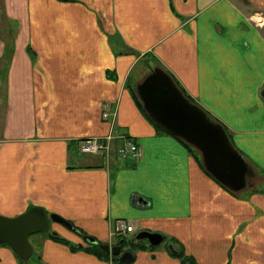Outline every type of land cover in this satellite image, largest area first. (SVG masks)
<instances>
[{
  "label": "crops",
  "instance_id": "crops-1",
  "mask_svg": "<svg viewBox=\"0 0 264 264\" xmlns=\"http://www.w3.org/2000/svg\"><path fill=\"white\" fill-rule=\"evenodd\" d=\"M156 66L264 173V0H0V214L43 206L73 223L51 224L76 246L118 243L123 218L130 241L164 237L132 242L147 247L127 246L123 261L38 232L30 260L190 264L184 251L198 264H264V187L229 190L197 148L158 131L135 88ZM108 136L107 155L81 152ZM121 136L141 154L123 158ZM26 262L0 243V264Z\"/></svg>",
  "mask_w": 264,
  "mask_h": 264
},
{
  "label": "water",
  "instance_id": "water-1",
  "mask_svg": "<svg viewBox=\"0 0 264 264\" xmlns=\"http://www.w3.org/2000/svg\"><path fill=\"white\" fill-rule=\"evenodd\" d=\"M145 111L154 123L168 133L180 137L197 148L206 169L229 190L247 189L256 171L244 154L235 146L224 124L215 120L202 106L192 101L164 68L156 66L135 85ZM264 98V88L261 91ZM52 221L68 228L73 223L56 213H48L43 206L35 205L13 217L0 214V243H7L25 261L35 253L30 236L38 232L60 234L52 229ZM90 244L98 243L91 235H84ZM147 239L158 245L164 237L157 232L140 231L132 239ZM101 248L120 259L129 261L133 254L122 251L121 244L101 243ZM173 249V246L170 245Z\"/></svg>",
  "mask_w": 264,
  "mask_h": 264
},
{
  "label": "built area",
  "instance_id": "built-area-1",
  "mask_svg": "<svg viewBox=\"0 0 264 264\" xmlns=\"http://www.w3.org/2000/svg\"><path fill=\"white\" fill-rule=\"evenodd\" d=\"M105 109H108L107 107ZM110 112L104 111V116L108 117ZM124 141L119 148V153L123 158L130 156L137 157L141 154V149L135 140L127 136H121ZM111 136L108 137H88L81 141L80 150L82 153L89 154H104L107 155L110 151ZM114 233L125 236L135 230L134 224L129 219H118L113 227Z\"/></svg>",
  "mask_w": 264,
  "mask_h": 264
},
{
  "label": "trees",
  "instance_id": "trees-1",
  "mask_svg": "<svg viewBox=\"0 0 264 264\" xmlns=\"http://www.w3.org/2000/svg\"><path fill=\"white\" fill-rule=\"evenodd\" d=\"M160 67H161V66H160ZM174 79H175V78H174ZM175 80H176L177 84H178V85L182 88V90L185 92V94H186V95H187L192 101H194V100L190 97V95L187 94V92L185 91V89L180 85V83L177 81V79H175ZM194 102H195V101H194ZM140 106L143 107V106H142V103H140ZM156 127H157L158 131H160V132H162V133H168L167 131H165L164 129L158 127L157 125H156ZM181 140H182V139H181ZM182 142H184L189 148H191V146H190L187 142H185L184 140H182ZM48 233H50V232H48ZM49 236L52 237V238L55 239V240H59V241H62V242H64V243L70 245L71 248L74 249V250H75V249H84V250H86V251H89V252H91V253L97 255V256L100 257V258L108 259L109 257H113V258H116V260H119V259H120V255H113V254H111L110 252H107L106 250H104L103 248H101V247H100L99 245H97V244H89L87 247H84V246H82V245H78V246H76V245L71 244L69 240H67L66 238H63L62 236H54V235H52L51 233L49 234ZM121 240H122V243L124 244V247H125V246H126V247L128 246L127 248H129V250H130V249L133 250V249H135V248H140V247H142V248L147 247V245L145 244L144 241H141L140 243H132V241H130V239L127 238V237L120 238L119 241H121ZM5 244H7V243H5ZM127 248H126V249H127ZM179 255H180L181 257H183L182 261H184L185 263L198 264V263L196 262V260H195L193 257H190V256L185 255L184 251L180 252Z\"/></svg>",
  "mask_w": 264,
  "mask_h": 264
},
{
  "label": "rangeland",
  "instance_id": "rangeland-1",
  "mask_svg": "<svg viewBox=\"0 0 264 264\" xmlns=\"http://www.w3.org/2000/svg\"><path fill=\"white\" fill-rule=\"evenodd\" d=\"M13 34H16L15 31H13ZM148 70V69H147ZM143 104V103H142ZM193 146V145H192ZM200 152V151H199ZM257 170V169H256ZM252 186L250 188H262L264 187V173L259 172L258 170L256 171L255 176L252 178ZM38 235V234H36ZM35 235V237H36ZM127 235H125L124 237H126ZM165 243V242H164ZM88 244V243H86ZM89 245V244H88ZM125 248V247H124ZM129 249V248H128ZM25 264H41L39 263L36 259H32L30 261H27Z\"/></svg>",
  "mask_w": 264,
  "mask_h": 264
},
{
  "label": "flooded vegetation",
  "instance_id": "flooded-vegetation-1",
  "mask_svg": "<svg viewBox=\"0 0 264 264\" xmlns=\"http://www.w3.org/2000/svg\"><path fill=\"white\" fill-rule=\"evenodd\" d=\"M115 244H121L122 245V251L126 249V246L124 248V244L122 243V240L118 241V243H115ZM118 255H120V254H118Z\"/></svg>",
  "mask_w": 264,
  "mask_h": 264
}]
</instances>
